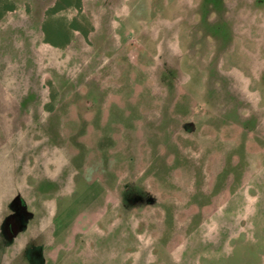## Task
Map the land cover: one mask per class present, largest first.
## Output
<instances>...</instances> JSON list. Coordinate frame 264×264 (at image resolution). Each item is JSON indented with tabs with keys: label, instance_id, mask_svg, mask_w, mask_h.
<instances>
[{
	"label": "rangeland",
	"instance_id": "obj_1",
	"mask_svg": "<svg viewBox=\"0 0 264 264\" xmlns=\"http://www.w3.org/2000/svg\"><path fill=\"white\" fill-rule=\"evenodd\" d=\"M44 263L264 264V0H0V264Z\"/></svg>",
	"mask_w": 264,
	"mask_h": 264
},
{
	"label": "crops",
	"instance_id": "obj_2",
	"mask_svg": "<svg viewBox=\"0 0 264 264\" xmlns=\"http://www.w3.org/2000/svg\"><path fill=\"white\" fill-rule=\"evenodd\" d=\"M106 1L109 3V0H106ZM112 1H115V0H112ZM105 3H106V2H105ZM56 4H57V3H56ZM56 4H55V5H56ZM60 6H61L60 8L62 9V7H64V6H63V3H61ZM69 7H71V2H70V1H69ZM121 7L123 8V6H121ZM121 7H120V8H121ZM120 8H116V9H120ZM116 9H113V10H116ZM124 10H125V9L123 8V11H124ZM75 21H77V20H75ZM79 31H80V33H83V31H85V30H79ZM85 32H86V31H85ZM44 264H46V263H44Z\"/></svg>",
	"mask_w": 264,
	"mask_h": 264
},
{
	"label": "flooded vegetation",
	"instance_id": "obj_3",
	"mask_svg": "<svg viewBox=\"0 0 264 264\" xmlns=\"http://www.w3.org/2000/svg\"><path fill=\"white\" fill-rule=\"evenodd\" d=\"M12 226V225H11Z\"/></svg>",
	"mask_w": 264,
	"mask_h": 264
}]
</instances>
